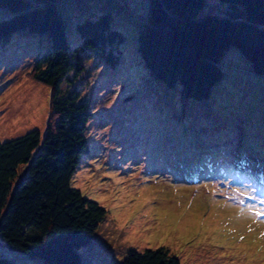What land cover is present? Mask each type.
I'll use <instances>...</instances> for the list:
<instances>
[{
    "label": "rangeland",
    "instance_id": "rangeland-1",
    "mask_svg": "<svg viewBox=\"0 0 264 264\" xmlns=\"http://www.w3.org/2000/svg\"><path fill=\"white\" fill-rule=\"evenodd\" d=\"M228 6L205 0L198 14ZM58 8L84 65L78 73L68 68L60 89L75 90L92 112L84 129L88 148L70 180L107 210L79 247L83 264H120L129 247L160 245L181 264H264V215L237 218L240 209L264 210V72L228 44L209 93L186 97L181 83L154 76L138 51L149 0H58ZM91 10H110L124 33L113 46L115 64L84 47L75 29ZM49 45L46 34L18 31L0 42V140L35 127L44 134L51 88L31 71L33 55ZM0 255L46 264L1 238Z\"/></svg>",
    "mask_w": 264,
    "mask_h": 264
},
{
    "label": "trees",
    "instance_id": "trees-1",
    "mask_svg": "<svg viewBox=\"0 0 264 264\" xmlns=\"http://www.w3.org/2000/svg\"><path fill=\"white\" fill-rule=\"evenodd\" d=\"M205 0H149L137 48L154 76L167 85L181 83V94L200 98L221 75L217 58L236 45L264 72V0H224L223 13L198 14ZM0 42L15 31L46 34L49 48L33 55L31 75L50 86V115L44 134L35 127L0 140V238L5 245L42 258L46 264H83L79 247L89 242L106 208L71 184L80 155L88 148L84 132L92 114L75 90L62 92L68 68L83 69L72 49L58 0H0ZM110 10H91L75 29L84 47L115 64L114 45L124 39ZM85 50V49H84ZM0 264H23L0 255ZM120 264H181L165 245L129 247Z\"/></svg>",
    "mask_w": 264,
    "mask_h": 264
},
{
    "label": "snow or ice",
    "instance_id": "snow-or-ice-1",
    "mask_svg": "<svg viewBox=\"0 0 264 264\" xmlns=\"http://www.w3.org/2000/svg\"><path fill=\"white\" fill-rule=\"evenodd\" d=\"M243 194V193H242ZM264 215V210L261 209H253V208H248V209H240L237 211V218H247V219H256L257 217H260ZM262 224H264V221H261ZM250 230V229H249ZM262 236H264V233H262ZM243 237H241V240Z\"/></svg>",
    "mask_w": 264,
    "mask_h": 264
}]
</instances>
